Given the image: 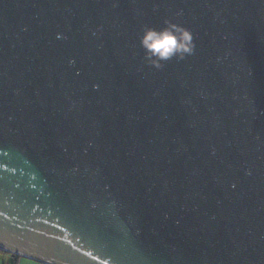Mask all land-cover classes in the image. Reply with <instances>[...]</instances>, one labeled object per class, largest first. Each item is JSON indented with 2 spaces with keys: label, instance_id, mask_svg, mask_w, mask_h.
Returning <instances> with one entry per match:
<instances>
[{
  "label": "water",
  "instance_id": "95a60500",
  "mask_svg": "<svg viewBox=\"0 0 264 264\" xmlns=\"http://www.w3.org/2000/svg\"><path fill=\"white\" fill-rule=\"evenodd\" d=\"M0 251L264 264V0H0Z\"/></svg>",
  "mask_w": 264,
  "mask_h": 264
},
{
  "label": "clouds",
  "instance_id": "9594fccd",
  "mask_svg": "<svg viewBox=\"0 0 264 264\" xmlns=\"http://www.w3.org/2000/svg\"><path fill=\"white\" fill-rule=\"evenodd\" d=\"M193 37L189 31H164L162 34L149 32L144 40L149 51L158 55L161 60H168L173 56L190 54L193 51Z\"/></svg>",
  "mask_w": 264,
  "mask_h": 264
},
{
  "label": "crops",
  "instance_id": "0c3cea01",
  "mask_svg": "<svg viewBox=\"0 0 264 264\" xmlns=\"http://www.w3.org/2000/svg\"><path fill=\"white\" fill-rule=\"evenodd\" d=\"M0 264H41V263L0 251Z\"/></svg>",
  "mask_w": 264,
  "mask_h": 264
}]
</instances>
